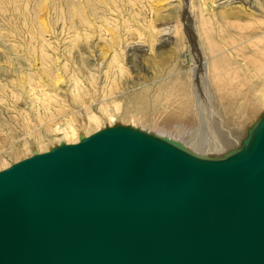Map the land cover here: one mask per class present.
I'll list each match as a JSON object with an SVG mask.
<instances>
[{"label":"water","instance_id":"95a60500","mask_svg":"<svg viewBox=\"0 0 264 264\" xmlns=\"http://www.w3.org/2000/svg\"><path fill=\"white\" fill-rule=\"evenodd\" d=\"M204 157L129 124L0 169V264H264V115Z\"/></svg>","mask_w":264,"mask_h":264},{"label":"rangeland","instance_id":"374dc122","mask_svg":"<svg viewBox=\"0 0 264 264\" xmlns=\"http://www.w3.org/2000/svg\"><path fill=\"white\" fill-rule=\"evenodd\" d=\"M201 15L211 23L212 28L216 22L218 27L220 22L229 24L228 19L233 22L241 19L242 24L252 22L254 29L240 31L256 33L259 28L264 29V0H0V169L31 155L34 150L41 152L55 146L51 140L46 145L31 142L28 146L25 144V132L29 129L40 127L47 134V131L55 128L56 123L69 120L76 124L78 133L70 137L71 142L79 141L82 135H88L84 130L81 113L80 116L73 112L79 110V107L74 109L70 103L77 79L82 81V88L81 98L76 104L84 105L102 117L99 124L91 125L90 133L107 125L129 124L174 137L188 147L189 134L168 130L162 127L161 122L168 112L171 113L180 104L179 93L183 90L176 83L182 78L187 79L186 71L194 64L193 56L198 41L195 27L201 29ZM233 27L229 25L225 33H232L238 38L241 32ZM259 32L263 39L264 32ZM150 35L154 42L153 49L148 42ZM123 47L126 49L127 61L123 72H120L117 68L119 65L112 66L110 60L116 58V53H120ZM244 51V55L255 56L264 63V40L257 46L246 47ZM44 59L48 62L51 77L46 74L43 80L47 84L55 83L60 74L64 82L56 89L53 85L48 87L52 94L58 96L61 105L67 104L71 109L70 114L68 110H58L60 104L54 102L52 107L46 109V105L37 98L42 97L44 86L40 84V72L46 69ZM59 62L62 63L60 66ZM250 65L254 67L249 63L240 72L243 75L251 73L253 67ZM28 78L35 82L34 86H31ZM236 82H228L221 90L212 85L210 94L206 91L205 98L211 95L215 101L220 102L216 103L218 106L212 107L219 108L224 117L229 112L225 119L240 142L225 148L221 153L199 152L204 157H223L242 148L244 138L264 115V73L257 80L243 85L241 95H237L233 87ZM5 85H9L8 88ZM253 85L258 89L253 92V101L258 103L259 111L247 118L242 114V106ZM4 88L7 89L6 94L2 91ZM167 94H171L170 98L174 99L175 102L171 100L174 108L166 105L167 101L164 103L167 100L165 97L169 96ZM230 97L232 100L235 97L242 100L234 104V109L226 111L224 104L230 103ZM51 114L58 119L46 126L39 125L41 118L47 119ZM26 120L30 121L27 125L24 124ZM47 127L51 129L46 131ZM196 134L191 136L202 143L207 139L205 131L204 134ZM12 143L18 147L17 152L12 153Z\"/></svg>","mask_w":264,"mask_h":264},{"label":"bare ground","instance_id":"6f19581e","mask_svg":"<svg viewBox=\"0 0 264 264\" xmlns=\"http://www.w3.org/2000/svg\"><path fill=\"white\" fill-rule=\"evenodd\" d=\"M218 1H221V0H218ZM101 2H102V6H103L104 5L103 1H101ZM108 10L110 13L113 12V11H111L112 9L110 7H108ZM195 19L197 21V18H195ZM213 19L215 20V22L217 21L216 18H213ZM196 21H195V23H196ZM240 21H241V19L238 21H234V22L231 19H228V22H230L229 24H225L223 22L222 23L220 22L219 24H221V25L218 27V22H216L215 26L212 28L211 23L209 21H207V19L203 15H201L199 17V23H201V29H199L197 26L195 27V28H197V31H196V29H195V31L197 32L196 38L198 41L196 42L197 43L196 44L197 45V47H196L197 51L195 52V54L193 56L194 64H192L193 66L186 71V74L188 76L187 79L182 78L176 83V84H179V86H181V89L183 90L182 93H179L181 95V98H179L180 104H178L177 109H176L177 106L176 107L174 106L175 109H173L171 113L166 112L167 115L165 116V118L161 122L162 127L166 128L168 130L173 129V130L185 131L184 133H187V135L189 134V139L187 138L189 141L188 147H190L193 151H195L198 154H199V152H207V151L214 152V153L215 152L219 153V151H220V153H221V151L225 150V148L228 149L230 147H233L236 143L240 142V139H238V137L235 136L236 134H234V131L232 130V128L228 124L227 120L225 119L229 115V112L227 113V116L224 117L223 115L220 114L221 112L219 111V108H213L212 106H214V105L218 106L217 104L218 103L220 104V102L215 101L211 95H209V96H211V99L209 96H208V99H207V97L205 98V95L207 94L206 91H208L209 92L208 94H210V87L212 85H214L217 90H221L225 86H227L226 84H228V82L234 83L236 80L237 82H236V84L233 85V87H235V91L237 90L236 91L237 95H241L243 85L247 84L248 81L251 82V81L257 80L258 77L264 73V63L261 59H258L255 56L249 57V56L244 55V53H245L244 50H246V47L254 46V45L257 46L258 43L260 44L261 42H263L264 38L263 39L260 38V36H259L260 32L259 31L262 30V32H264V29L259 28L260 30H258L256 33H253L251 31L252 32L251 34H246V33L241 32V31H245L246 29L247 30L254 29V23L250 22L248 24H242V22H240ZM262 23L264 24V22H262ZM229 25L234 26L235 28L239 29V32H241V33H240V36L238 38L235 37L236 35L235 36H234V34L232 35V33H227V34L225 33L227 31V27ZM93 26H95V24H93ZM151 27L154 28L153 25H151ZM233 28H231V29H233ZM214 33H215L216 37H215ZM262 36H264V35H262ZM112 37H113V39H115L114 36H112ZM149 38H150V40L148 42L150 43L151 49H153L154 42H152V40H151L152 36L150 35ZM203 39H206V41L204 42ZM123 40L124 39H122V41ZM224 42H228V44L225 45ZM125 52H126V49H124V47H123L121 49L120 53H119V51L116 53V58H113L110 60V64L112 66H114V65L117 66V64L119 65L117 68H118V70H120V72H123L124 65L127 61ZM241 56L243 58H241ZM239 57L244 62L241 61V59H239ZM44 60L45 61L43 62V65H46V66H44V67H46V69L44 71L40 72L41 82H42V83L40 82V84L44 85L43 89L41 90L42 91L41 92L42 97H40L38 95L40 98L39 97H37V98H38V100H41L43 105H46V109L49 107H52L51 105L54 102V103H57V105L60 104V106L58 107V110L63 111V112L67 111V110L69 111L70 108L68 106H66L67 104L61 105V103L59 102V100L57 98L58 96L56 94H52L50 92L51 89H49V87H48V86L53 85V86H55L54 89H56V87L59 84L64 82V80L62 79L60 74H58V78L55 79V83L52 82V83L47 84L43 80L44 78H46V76H45L46 74H47V77H49V78L51 77L48 62L46 59H44ZM40 63H42V61ZM249 63L254 65V67L252 65L249 66V67L252 66L253 70H251L252 71L251 73H246L243 75V73H241L240 71L245 66H248ZM61 64L62 63L59 62V66ZM60 69H61V67H60ZM249 75H251L253 77H249ZM25 77H27V76H25ZM28 79H29V82L31 83V86H32L33 83H35V82H32L30 80V78H28ZM25 83H26V81H25ZM253 83H255V82H253ZM14 85L15 84H13V86ZM46 85L48 88L46 87ZM249 85H252V84H249ZM8 86L9 85H5V88H8ZM17 86L18 85H16L15 87L17 88ZM24 86H26V85H24ZM21 87H22V85H21ZM5 88L2 89L3 93H5L7 90ZM81 88H82V81H80V79H77L75 86H74V91H73L74 96H73V99L70 97V100H71L70 103L73 105L74 109H77L79 107L78 108L79 110H75V111L72 110V111L76 112L78 115H80V113H81V115L84 119V123H85V125H84L85 126L84 127L85 133L89 134L91 125H93V123L99 124L100 120H102V117H101V115L93 113V111H91L90 108H88L84 105L80 106V105L76 104L78 102V99L81 98ZM112 88H114V85L112 86ZM254 91H258V89L256 87H254V85H253L251 92L249 91V96L244 99L245 104L243 102L242 114H244V116H246L247 118L254 115L255 113H257L259 111L258 110V106H259L258 103L253 101V92ZM67 92H65L64 94H66V96L69 97V94H67ZM35 95H33V96H35ZM62 95H63V93H62ZM167 95H169V96L165 97L167 100H165L164 103L167 101L166 105L171 106L174 99L170 98L171 94H167ZM33 98H35V97H32V99ZM237 98L238 97H235L232 100L230 97V103L228 105L224 104L225 105L224 108H226V111L230 110V108L234 109L235 105H237L238 102L242 100L241 98H239V99H237ZM153 99H155V98H153ZM160 100H161V102H163L162 98ZM171 100H173L172 103H171ZM177 101H178V99L176 100V102ZM210 102L213 104H211ZM33 103H34V101H33ZM156 103L158 104V102H156ZM221 104H223V103H221ZM161 106H160V108H161ZM171 107H173V105ZM237 109L238 108H236V110ZM235 111L233 112V114L235 113ZM51 112L53 113V110ZM128 113H129V111H128ZM69 114H70V111H69ZM78 115H76V116H78ZM239 117H241V116H239ZM57 119H58L57 116L51 114V116H49V118H47V119L46 118H41V120L39 119L40 120L39 125L46 126L50 122H54ZM252 119H253V117H252ZM249 120H250V118H249ZM234 121H235V119H234ZM25 122L26 123H24V124L27 125L28 122H30V121L26 120ZM229 123H231L230 120H229ZM56 124L57 125L52 130H50L51 128L48 129L50 126L46 128V131L50 130L49 132L47 131V134H44L43 130L38 126H37L38 128L36 127L37 128L36 130H30L29 129L28 132H25V135L27 134V138H25V140L27 142H25V144L33 142L36 144L38 143L40 145L41 144L46 145L47 141L51 140L55 143V145H59V144L63 143L64 141L65 142H71L70 137L78 134L77 133V126H76V124L73 123V121L67 120L65 122H59ZM243 126H245V125H243ZM241 127H242V123H241ZM204 131H205V134H208V135H207V139H205V141L203 143L200 142L199 140L194 139L191 136V135H197L196 133L199 134L201 132H203V134H204ZM30 132H33V133H30ZM34 132H35V134H34ZM31 136H33V139H30ZM12 138L14 140V136ZM14 141H13V143H14ZM243 144H244V142H243ZM12 146H13L12 153L17 152L19 150L15 144H13ZM28 146H29V144H28ZM25 147H27V145ZM225 153H227V152H225ZM230 153H232V152H230Z\"/></svg>","mask_w":264,"mask_h":264}]
</instances>
